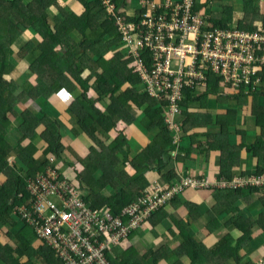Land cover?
<instances>
[{
  "label": "trees",
  "instance_id": "1",
  "mask_svg": "<svg viewBox=\"0 0 264 264\" xmlns=\"http://www.w3.org/2000/svg\"><path fill=\"white\" fill-rule=\"evenodd\" d=\"M71 1L68 4V0H0V172L5 174L0 185V227L14 224L10 221L13 207L28 201V179L47 169L49 158H55L56 164L57 160L72 162L69 166L77 174L85 200L94 208L107 206L115 215H120L143 194L150 185L146 177L150 170L162 173L164 182L172 180V171L162 172L168 159L161 162L162 157L169 155L167 150H173L175 145L166 124L168 101L149 97L138 76L128 66L123 51L119 49L121 37L115 26V16L107 13L109 5L103 0ZM109 1L116 5L115 11L119 14L120 0ZM212 1L222 0L197 2L194 10H204L211 17V27L230 28L235 8L225 5L222 10L214 11L210 5ZM242 2L241 11L246 18L239 20L236 26L243 30H256L255 23H264L260 0ZM50 10L54 14L49 13ZM113 50H116L114 54ZM110 52L111 57L106 60ZM24 62L30 64L27 73L20 70ZM85 72L87 76H84ZM39 75L43 76L42 81L37 80ZM34 76L36 80L32 84L30 79ZM219 82L218 77L211 76L207 93L218 92ZM17 87L21 93L13 96ZM70 96L72 101L64 111L54 106ZM185 96L178 116L194 119L188 113L191 91ZM261 97H264V90L253 95L252 116L255 119H264ZM235 98L237 106L228 108L225 119H235L244 106L250 105L246 95ZM62 119L74 120L71 136L83 133L88 141L95 142L82 157L74 151V161L67 153L69 148L60 132ZM119 122L134 124L149 136L151 142L147 148L133 155L129 140L123 134L110 141L109 132ZM10 133L18 136L15 145L11 144ZM35 139L42 141L40 157L35 156ZM246 141L242 145L231 146L226 157L222 158L221 177L230 179L233 176L231 171L241 165L244 148L259 159L256 174H264V136L249 146ZM11 155L23 164L20 173L8 171ZM128 166L135 169L133 174L130 173L132 175L124 171ZM61 176L65 175L61 173ZM248 190L250 194L258 191L252 188L235 192L213 191L216 205L210 212L212 219L207 223L206 234L218 233V240L207 249L204 243L187 238L188 255L193 263L202 257L207 264H222L232 256L234 262L240 263L244 259L243 264H252L250 258L239 257L242 247L252 243V229L261 220H255V217L246 219L238 206L241 193ZM106 191L110 193L108 196ZM175 198L167 204L174 203ZM27 227L24 224L23 228ZM224 228L242 229L243 236L235 241L231 233L224 234ZM31 234L36 236L33 230ZM18 236L23 241L20 243L23 249L20 255L25 256L26 261L16 259L10 264L55 262L50 248L43 245L35 247L36 237L21 231ZM131 236L132 233L122 242ZM4 248L9 247L0 246V256ZM122 257L123 260L112 250L107 251L111 264H136L130 262V254ZM260 261L264 262V258ZM153 264H157V260Z\"/></svg>",
  "mask_w": 264,
  "mask_h": 264
},
{
  "label": "built area",
  "instance_id": "2",
  "mask_svg": "<svg viewBox=\"0 0 264 264\" xmlns=\"http://www.w3.org/2000/svg\"><path fill=\"white\" fill-rule=\"evenodd\" d=\"M103 1L115 16L128 66L149 97L168 101L166 124L174 144L179 141L181 102L189 91H206L211 76L236 96L253 97L264 90V23L256 30L211 27V17L194 10L199 0H139V13L132 20L119 15L113 2ZM169 154L175 157L174 150ZM49 162L47 169L28 179L30 197L14 212L62 264H111L106 251L186 189L264 190V174L219 177L214 184L203 177L153 182L115 215L108 207L90 206L79 188L61 176L55 158Z\"/></svg>",
  "mask_w": 264,
  "mask_h": 264
},
{
  "label": "crops",
  "instance_id": "3",
  "mask_svg": "<svg viewBox=\"0 0 264 264\" xmlns=\"http://www.w3.org/2000/svg\"><path fill=\"white\" fill-rule=\"evenodd\" d=\"M68 1V4L72 2L71 0ZM132 1L133 0H120L121 8L131 9L128 12H123L128 18H134V16L139 13L140 5L129 7ZM155 1L159 2L160 0ZM172 1L178 2L181 0ZM205 1L206 0H199V3ZM215 4L216 1L210 3L213 10ZM119 12L121 11L119 10ZM201 12L208 15L202 9ZM240 15L241 12L238 14V17ZM106 58L107 57H105V59ZM28 70L29 69L23 72L27 73ZM61 70L65 72L66 68L61 67ZM65 75H67V73H65ZM30 80L31 83L35 81V76ZM21 86H23V84ZM236 95L234 91L221 88L220 86H218V92L212 91V93H207V91L203 90L201 93L200 91L197 92L196 95L191 94L192 99L188 101V113L194 119H183V116L177 117V121L180 124V132L179 141L173 146L175 157L166 154L168 156L161 158V162L163 159H168L167 166L162 172H173L171 177L172 180L166 182L167 184L177 182L184 177H203L209 179L210 182L214 184L218 178L221 177V161L224 156L226 157L231 146L242 145L244 140H247L246 144L249 146L258 138L264 136V119H255L252 116V96L249 98L250 105L244 106V108L237 113L235 119H225L228 108L232 107L235 109L237 106ZM71 101L72 97L70 96L68 100L64 98L63 101L56 102L54 106L64 111ZM233 102H235L234 105L232 104ZM33 106L36 107L35 105ZM62 120L70 123H68L69 125L66 131L61 128L60 132L69 148L67 152L68 155L73 156L72 154L75 155V152H77L76 148L73 146L74 143L76 141H85L87 138L83 133L76 135V138H74V135L71 136L70 133H73L71 128L74 127V120ZM40 129H44V127ZM170 133L173 135L171 131ZM119 134H123L127 137L131 149L133 150V155L135 154V144L141 147L137 152L141 153L151 142L150 137L134 124L119 122L117 126L109 132V136L111 137L110 141L115 139ZM10 138L13 142L18 140L17 135H10ZM41 143L42 141H37V139L33 141L35 147L38 148H36L35 151L36 157L42 155ZM87 149H89V146ZM167 151L169 153L171 150ZM70 152L71 155L69 154ZM241 157V165L233 167L231 175L256 174L258 172L259 159L249 154L247 148L242 150ZM9 158H11V162H9L8 171L11 170L12 173L15 172L16 174L17 172L20 173L23 164L18 162L16 156L11 155ZM160 163L158 165H161ZM57 167L59 168L58 165ZM133 170L135 169L132 166L126 168L129 174L132 173ZM63 173L71 181L77 179L75 171L74 176L70 174L67 169H64ZM23 175L27 177L26 173ZM4 176L5 174L0 172V185L3 183ZM146 177L149 184L153 182H164L162 173L158 172L156 169L147 172ZM214 190L216 189H188L183 194L176 197L175 199L177 200L174 203L166 204L162 207L163 209L155 213L147 223L135 230L129 240L121 242L118 246L114 247V255L119 256V259L123 260V255L128 256V254H130V262L136 264H153L155 260H157V264H207L205 261H202V257L194 263L191 261L188 255L190 247H188L189 243L187 244V238H192L197 243H204L207 249H210L217 242L218 233L215 235L206 234L207 223L212 219L210 212L216 205L213 196ZM241 194L242 196L239 200L240 202H238V206L241 207L242 214L245 218L255 217V220H261L260 224H257L252 229V243H248L242 247L243 250L241 254H239V257L241 256L242 259L243 257H248L252 260V264H259V261L264 258V246L259 245L260 243L257 244L261 239L262 242L264 241V190L253 194H250L248 190ZM11 218L12 220L10 221L14 224H5L0 227V246L9 247L2 250V252H4L2 256H0V264H10L16 259L20 262L26 261V257L20 255L23 250L21 248L23 242L22 238L18 236L20 231L24 232L26 235L36 237L26 231L29 227L23 228L24 223L14 219L13 215H11ZM233 227L234 226L230 228ZM224 229V234L231 233L235 237V241L243 236L242 229ZM34 244L35 247L41 246V241L37 238ZM235 244L236 243H234V245ZM243 263L244 259L242 262L238 263L234 262L231 256L222 264Z\"/></svg>",
  "mask_w": 264,
  "mask_h": 264
},
{
  "label": "rangeland",
  "instance_id": "4",
  "mask_svg": "<svg viewBox=\"0 0 264 264\" xmlns=\"http://www.w3.org/2000/svg\"><path fill=\"white\" fill-rule=\"evenodd\" d=\"M159 1V0H158ZM161 1V0H160ZM242 0H222V2H219V1H217L216 2V4H215V6H214V11H219V10H222V6L223 5H230V6H233L234 8H235V11H234V20L231 22L232 24L230 25V28H237V24H238V21L239 20H245V18H246V16H244L243 15V13L244 12H242L241 11V7H242ZM139 6V0H133L132 1V4L131 5H129V7H134V6ZM121 6V5H120ZM259 6H260V9H261V12L264 14V0H260V2H259ZM119 10L121 11V12H128V11H130L131 9L129 8V9H126V8H119ZM241 12V15L238 17V14H240V12ZM49 13H51V14H54L51 10L49 11ZM107 13H109V11H107ZM49 20H50V22H51V24L52 25H54L53 24V20L51 19V16H49ZM256 24V26H258V27H260V26H262V23L261 22H257V23H255ZM122 41L120 42V45H122ZM111 54V52L110 53H107V58H106V60H109L110 59V57L111 56H109ZM22 65H21V68L22 69H20L21 71H26L27 69H29V67H30V64H28V62H24V63H21ZM88 75V73H84V76H87ZM37 80L38 81H42L43 80V76L42 75H39L38 77H37ZM32 83L34 84L35 83V81H32ZM21 93V90H20V88L19 87H17V90L13 93V96H18L19 94ZM10 94L8 93V96H9ZM25 97V96H24ZM250 98V97H249ZM260 102L262 103V104H264V97H261L260 98ZM233 105L235 104V102H233L232 103ZM254 118V117H253ZM69 123V122H68ZM67 123V121H63V120H61V126H62V129L63 130H67V127H68V125L70 124H68ZM12 128L13 127H11L10 128V130H12ZM11 132V131H10ZM10 135L11 136H13L12 135V133H10ZM74 138H76V135H75V133H74ZM10 140H11V138H10ZM92 143H95L94 141H88V140H85V141H82V142H80V141H76L75 143H74V147L76 148V151L78 152V154H80V156L81 155H85L86 153H88V150L89 149H87V147L88 146H90V145H92ZM11 144L12 145H15L16 144V142H11ZM99 144H102V142H99ZM139 148H141L138 144H135V154L138 152V150H139ZM70 155H71V152L69 153ZM13 156V155H12ZM73 160H74V156H70ZM82 157V156H81ZM9 162H11V158H9V160H8ZM72 162H64V161H62V160H57V165L59 166V168H60V173H63V170L65 169H67V171L70 173V174H72L73 176H74V170L69 166V164H71ZM126 169V167L124 168V171H126L125 170ZM79 170H82V168H79ZM100 173H102V172H100ZM64 174V173H63ZM65 175V174H64ZM97 175V174H96ZM99 176H101V174H98ZM66 176V175H65ZM67 177V176H66ZM72 182H73V184L75 185V186H77L78 188H79V190H80V192L83 194V195H85V192H84V190H82V188H81V186H80V183H79V181L77 180V179H74V180H72ZM188 189H186L185 191H187ZM184 191V192H185ZM184 192H182V193H180V194H178V196L179 195H181V194H183ZM105 194L108 196L110 193L109 192H105ZM13 218L14 219H16L17 221H19V222H21V219H20V217L18 216V215H16V214H13ZM26 231L28 232V233H30L31 234V232H32V230H31V228H27L26 229ZM260 243V244H259ZM257 244H259V245H263L264 246V241L262 242V239L261 240H259L258 242H257ZM41 245H43L42 244V242H41Z\"/></svg>",
  "mask_w": 264,
  "mask_h": 264
},
{
  "label": "clouds",
  "instance_id": "5",
  "mask_svg": "<svg viewBox=\"0 0 264 264\" xmlns=\"http://www.w3.org/2000/svg\"><path fill=\"white\" fill-rule=\"evenodd\" d=\"M120 13H123V12H120ZM121 46H122V45H120L119 49H121ZM121 51H123V50L121 49ZM114 52H116V50H113V54H114ZM123 53H124V51H123ZM124 56H125V53H124ZM132 71H133V70H132ZM8 162H9V161H8ZM257 190L260 191L259 189H257ZM258 191H257V192H258ZM84 197H85V196H84ZM16 206H17V205H16ZM16 206L13 207V210H14V208H15ZM104 207H107V206H104ZM108 208H109V207H108ZM13 214H15L14 211L12 212L11 215H13ZM20 219H21V218H20ZM21 222L24 223V224H26L22 219H21ZM147 222H148V221H147ZM147 222H146V223H147ZM26 225H28V224H26ZM28 227L31 228V229L35 232V230H34L31 226L28 225ZM139 228H141V227H139ZM139 228H137V229H139ZM137 229H136V230H137ZM134 231H135V230H134ZM134 231H133V232H134ZM133 232H132V233H133ZM35 234H36V232H35ZM36 237H37V235H36ZM41 242H42V241H41ZM118 245H119V244L113 246V247L111 248V250L113 251V248L116 247V246H118ZM44 247H46V246L44 245ZM51 250H52V249H51ZM111 250H108V251H111ZM52 251L54 252V255H55V257H54L55 262L53 261L51 264H62V260L59 258V256L55 253L54 250H52ZM106 255H107V251H106Z\"/></svg>",
  "mask_w": 264,
  "mask_h": 264
}]
</instances>
